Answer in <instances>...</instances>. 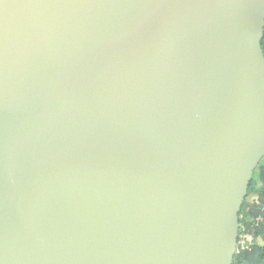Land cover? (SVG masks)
Listing matches in <instances>:
<instances>
[{
  "label": "water",
  "instance_id": "1",
  "mask_svg": "<svg viewBox=\"0 0 264 264\" xmlns=\"http://www.w3.org/2000/svg\"><path fill=\"white\" fill-rule=\"evenodd\" d=\"M263 34L264 0H0V264H232Z\"/></svg>",
  "mask_w": 264,
  "mask_h": 264
},
{
  "label": "trees",
  "instance_id": "2",
  "mask_svg": "<svg viewBox=\"0 0 264 264\" xmlns=\"http://www.w3.org/2000/svg\"><path fill=\"white\" fill-rule=\"evenodd\" d=\"M261 47L264 54V34ZM237 242L232 264H264V155L241 206Z\"/></svg>",
  "mask_w": 264,
  "mask_h": 264
}]
</instances>
